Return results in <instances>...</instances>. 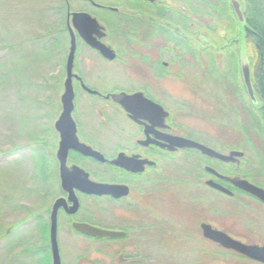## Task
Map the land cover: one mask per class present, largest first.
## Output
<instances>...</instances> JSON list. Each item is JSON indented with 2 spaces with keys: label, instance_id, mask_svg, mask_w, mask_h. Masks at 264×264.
I'll return each mask as SVG.
<instances>
[{
  "label": "flooded vegetation",
  "instance_id": "flooded-vegetation-1",
  "mask_svg": "<svg viewBox=\"0 0 264 264\" xmlns=\"http://www.w3.org/2000/svg\"><path fill=\"white\" fill-rule=\"evenodd\" d=\"M66 1L68 48L62 92L70 26L74 35L71 117L76 137L104 159L69 149L65 165L71 179L66 185L69 189L63 188L56 159L59 134L54 129L61 113V92L53 122L54 180L51 190L43 191L40 212L21 223L22 244L17 255L21 264H52L51 213L56 202L55 242L61 264H65L63 252L101 254L98 263L84 262L88 256L81 255L80 264H163V260L173 264L174 248L188 247L189 239L198 235L213 246L238 254L203 237L202 224L242 243L263 246L264 242L249 241L206 218L207 212L217 214L218 209L214 200H205V189L243 210L253 204L264 208L263 202L232 184L233 178H239L264 189V182L253 177L264 179V165L253 166L256 151L252 147L257 142L252 131L253 105L262 101L253 86L256 101L247 93L234 39L205 36L203 11L186 0H117L118 6L82 0L90 10H72ZM67 8L70 13H87L96 19L101 31L87 33L88 38L111 53H101L80 37ZM252 76L253 71L251 85ZM174 137L224 156L232 152L241 156L223 161L196 147H177L172 143ZM173 156L181 163L180 189L175 180L158 176ZM73 167L83 170L93 182L117 186L115 195L78 189L82 182L72 175ZM256 169L259 174H254ZM207 181L231 194L207 185ZM76 224L117 235L93 236L76 229Z\"/></svg>",
  "mask_w": 264,
  "mask_h": 264
},
{
  "label": "rangeland",
  "instance_id": "rangeland-1",
  "mask_svg": "<svg viewBox=\"0 0 264 264\" xmlns=\"http://www.w3.org/2000/svg\"><path fill=\"white\" fill-rule=\"evenodd\" d=\"M95 1L118 6L117 0ZM186 1L203 11L205 21L227 24L223 12L227 8L225 0ZM66 2L72 10L91 9L82 0ZM65 12V0H0V264H21L17 257L22 244L21 223L40 212L43 191L49 192L54 180L51 177L44 184L41 174L50 168L56 144L55 104L62 92L68 48ZM239 51L248 59L252 73L255 62L252 45L241 41ZM170 161L169 167L158 176L175 180L174 185L180 189V160L173 156ZM253 177L259 183L264 182L258 175ZM204 191L205 200H214L218 209L217 214L207 212L206 218L249 241L264 242L263 207L253 204L243 210L232 200ZM192 237L188 247L174 248L171 253L178 264H251L207 243L200 235ZM61 255L65 264L82 263L81 255L88 256L84 262L98 263L101 256L87 252Z\"/></svg>",
  "mask_w": 264,
  "mask_h": 264
},
{
  "label": "water",
  "instance_id": "water-1",
  "mask_svg": "<svg viewBox=\"0 0 264 264\" xmlns=\"http://www.w3.org/2000/svg\"><path fill=\"white\" fill-rule=\"evenodd\" d=\"M152 1V0H151ZM229 4L232 8V11L237 19V21L240 24L245 23L243 12H242V4L240 0H229ZM67 16L71 17V23L73 27L76 28L77 33L80 35L81 38L85 39L87 42L92 43V45L96 46L99 51L103 54L111 53V51L105 47L103 44L96 42L93 43L91 39H89V35L87 33L89 32H95L101 31V27L97 23L96 19L88 15L87 13L82 12H73L70 13L69 8H67ZM68 32L70 36V47L67 55L66 60V80L64 82L63 92L60 97L61 102V113L59 117L54 122V129L59 134V142H58V149L56 151V159L59 163V173H60V179L62 182L63 188H67L66 185H68V180H70V172L69 169L65 165V159L66 155L69 149L76 150L80 152L83 155L92 156L96 159L103 160L104 158L102 155L94 150H92L90 147L84 145L83 143H80L76 137V127L71 117V111L73 109V92L71 88L70 83V69H71V63L74 53V35L72 32V29L70 26H68ZM102 35V34H98ZM239 62H240V70L241 75L243 79V83L246 87L247 93L250 97V99L255 102V97L253 94V89L251 85V65L247 58H245V55H242V52L239 51ZM133 97V96H132ZM132 97H125L126 98H132ZM124 100V101H125ZM123 101V102H124ZM122 102V103H123ZM125 104V103H123ZM175 146L177 147H184V146H191L196 147L200 149L203 153L211 155L215 158L221 159L223 161H229L232 160L234 156H241L240 152H232L228 156L221 155L203 145L197 144L193 141L186 140L183 138L174 137L173 142ZM142 163V161H141ZM72 175L76 176L82 183L80 185H77V188L88 192V193H95V194H101V193H111L115 195V191L118 188L117 186L112 185H106V184H100L93 182L88 179L87 174L77 168L73 167L71 168ZM74 173V174H73ZM207 185H210L214 187L215 189L231 194L230 191H228L226 188L213 183L212 181H207ZM232 184L234 187L241 189L243 191H246L247 193L253 195L257 199H259L261 202L264 203V189L239 178H233ZM58 206V202H56L53 206V210L51 213V244H52V264H61L60 256L57 251L56 242H55V214L56 209ZM76 229H78L81 232L93 235V236H115L116 233L96 229L87 225H81L76 224L74 225ZM202 230V235L206 239L211 240L212 242L220 245L222 248L232 250L240 255H243L244 257L262 263L264 264V245L258 246L255 244H245L238 240H235L231 237H229L227 234H225L222 231L213 229L208 224H202L200 226Z\"/></svg>",
  "mask_w": 264,
  "mask_h": 264
},
{
  "label": "trees",
  "instance_id": "trees-1",
  "mask_svg": "<svg viewBox=\"0 0 264 264\" xmlns=\"http://www.w3.org/2000/svg\"><path fill=\"white\" fill-rule=\"evenodd\" d=\"M240 2L242 4L245 23L240 24L237 21L229 1L225 0L227 8H225L223 12L225 13L227 24L222 22H219L218 24L209 23L205 21L204 31L205 36L207 37L221 36L226 39H234L233 42L236 43L237 46V55L239 53V45L241 41L252 45L255 55L252 86L258 99L262 101L259 106L253 105L252 131L254 137L257 138H254L257 142L254 143L252 147L256 151V154L254 155L256 163L253 165L256 166V164L264 165V0H240ZM49 33L50 32L47 34ZM13 148L15 149L14 145ZM41 175L42 180H50L52 177V165L50 164V168L48 167L45 169ZM234 255L247 260L251 264H260L254 261H249L247 258L239 254ZM175 259L176 258H172V263L178 264Z\"/></svg>",
  "mask_w": 264,
  "mask_h": 264
}]
</instances>
